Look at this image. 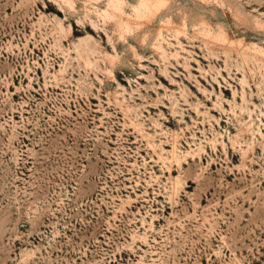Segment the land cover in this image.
Masks as SVG:
<instances>
[{"label":"rangeland","instance_id":"obj_1","mask_svg":"<svg viewBox=\"0 0 264 264\" xmlns=\"http://www.w3.org/2000/svg\"><path fill=\"white\" fill-rule=\"evenodd\" d=\"M141 1L0 0V264H264V0Z\"/></svg>","mask_w":264,"mask_h":264},{"label":"bare ground","instance_id":"obj_2","mask_svg":"<svg viewBox=\"0 0 264 264\" xmlns=\"http://www.w3.org/2000/svg\"><path fill=\"white\" fill-rule=\"evenodd\" d=\"M140 4V9L147 11L148 13L154 12L158 8L157 4L150 0H142ZM110 6L115 10H120V3L116 2V0H111ZM123 8V6H122ZM116 12V10H115Z\"/></svg>","mask_w":264,"mask_h":264}]
</instances>
